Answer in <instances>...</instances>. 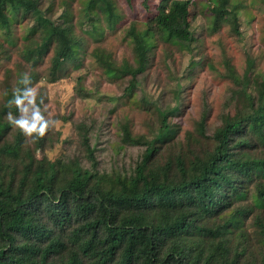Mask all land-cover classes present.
<instances>
[{
    "label": "trees",
    "instance_id": "1",
    "mask_svg": "<svg viewBox=\"0 0 264 264\" xmlns=\"http://www.w3.org/2000/svg\"><path fill=\"white\" fill-rule=\"evenodd\" d=\"M76 1L83 12L77 21L72 11ZM207 1L213 31L230 25L241 35L239 4ZM56 2L52 0L44 9L40 0H0V32L8 44L16 45L12 29L30 21L22 56L31 65L32 85L40 80L35 68L50 53L49 84L62 79L61 71L67 72L72 65L81 67L86 37L75 32L73 21L80 23L89 38L100 41L106 30H117L133 9L121 12L115 0H60L63 13L58 23L51 14ZM191 3L157 0L155 10L154 2L146 8L150 23L144 29L132 25L126 31L133 46V63L119 66L105 49H95L92 56L108 79L130 77L128 91L133 93L147 69L156 36L192 52L196 39L189 19ZM191 62L196 64L194 58ZM252 65L250 76L238 78L232 68L228 71L234 83L245 82L250 112L226 114L209 144H192L186 158L174 155L177 148H171L166 166L153 164L154 157L177 140L180 125L171 120L182 111L181 80L174 92L177 105L161 111L153 139L135 136L128 122L122 124L124 144L146 147L131 174L100 173L86 133L82 143L91 169L77 159H36L24 148L19 130L10 142L8 136L15 128L5 115L18 113L15 105L8 104L13 90H6L0 108V264H264V256L251 258L250 233L245 227L247 214L263 212V217L258 214L253 221L264 244V156L256 152L259 144L264 146V76L254 87ZM21 74L17 87L23 88ZM79 89L84 91L82 86ZM198 128L207 139L204 120ZM45 142V136L34 139L35 155ZM177 144L184 146L180 141ZM21 151L26 152L28 162H23L20 173ZM250 196L253 210L238 205Z\"/></svg>",
    "mask_w": 264,
    "mask_h": 264
},
{
    "label": "rangeland",
    "instance_id": "2",
    "mask_svg": "<svg viewBox=\"0 0 264 264\" xmlns=\"http://www.w3.org/2000/svg\"><path fill=\"white\" fill-rule=\"evenodd\" d=\"M40 1L44 9L52 3V0ZM235 1L240 7L241 35H236L230 25H224L214 32L209 2L192 0L189 19L196 39L192 52L165 43L156 36L147 69L140 76V84L133 93L128 91L130 77L108 79L92 54L95 49L102 48L112 55L119 66L127 61L133 63V46L126 37V31L132 25L144 29L151 19L146 8L154 2L155 10L157 0H150L151 3L147 4L146 0H115L121 12L127 13L126 8L133 7L132 14H126L125 20L114 32L106 30L100 41L89 38L80 23L73 21L75 32L86 37L81 67L77 69L72 65L67 72L61 71L62 79L53 84L46 81L52 53L47 55L41 67L35 68L40 80L34 86L43 97L42 110L48 118L59 123L46 131V142L37 155L34 152L37 150L34 139L22 135L24 148L29 149L30 155L38 160L77 159L85 168L91 169L88 153L82 143V135L86 133L95 150L100 173L131 174L146 147L124 144L121 125L128 122L135 136H144L146 141L153 139L162 120L161 111L177 105L174 92L180 80L184 86L182 111L171 120L180 125L177 140L162 149L158 153L160 155L154 157L153 164L166 166L171 160V148H177L172 149L174 155L182 154L186 158L190 155L188 150L192 144H209L208 139L222 124L226 114L236 116L250 112L246 84L241 79L234 83L228 74L229 67L238 78L247 74L250 76L248 71L252 62L255 69L251 70L250 80L254 87L259 86L264 76V0ZM72 11L76 21L83 15L82 5L78 1L74 3ZM62 13L60 0H57L51 13L53 19L60 23ZM29 25L30 21L27 20L12 29L11 39L15 41V46L8 44L5 33L0 32V108L6 90L17 88L19 74L32 71L31 65L22 56L23 36ZM193 58L196 64L191 62ZM80 86L84 91L79 89ZM202 120L205 121L207 139L199 132ZM18 130L15 128L9 134L10 142L19 134ZM179 141L183 147L177 144ZM256 152L258 156H264V146L259 144ZM21 154L22 161L17 163L20 173L23 162H28L26 152L21 151ZM238 205L252 210L255 208L252 196ZM258 214L259 211L247 214L245 227L250 233L248 243L251 258L261 260L264 244L253 221ZM258 216L263 217V212Z\"/></svg>",
    "mask_w": 264,
    "mask_h": 264
},
{
    "label": "clouds",
    "instance_id": "3",
    "mask_svg": "<svg viewBox=\"0 0 264 264\" xmlns=\"http://www.w3.org/2000/svg\"><path fill=\"white\" fill-rule=\"evenodd\" d=\"M20 83L24 87L14 89L8 101L9 106H16L18 114L13 115L8 111L5 119L25 137L32 139L43 137L46 131L56 126L59 121L45 115L41 107L43 97L38 94L37 88L32 85V80L26 72L21 74Z\"/></svg>",
    "mask_w": 264,
    "mask_h": 264
}]
</instances>
